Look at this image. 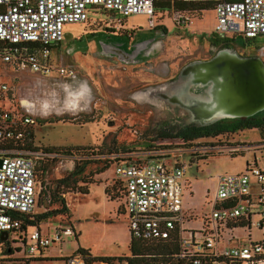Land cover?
I'll return each instance as SVG.
<instances>
[{"label": "rangeland", "instance_id": "1", "mask_svg": "<svg viewBox=\"0 0 264 264\" xmlns=\"http://www.w3.org/2000/svg\"><path fill=\"white\" fill-rule=\"evenodd\" d=\"M190 12L191 22L184 28L175 25L176 9H159L153 18L145 14L116 18L124 24V30L118 31L124 36L100 33L91 38V33L106 30L104 23L110 19L108 14L93 8L88 22L65 26L64 40L53 54L50 73L15 72L11 66L0 64V85L9 89L0 94V107L19 109L34 117L35 138L30 146L37 147V151L53 147L90 149L91 154L86 156L53 153L39 160L41 165L49 158L50 168L43 177L47 191L42 194L36 214L59 208L58 203L51 202L53 190H58L56 196L66 201L71 212L70 218L61 215L42 223L41 232L52 234L53 228L59 225H72L77 232L78 238L76 235L64 237V255L71 257L82 247L89 249L95 257H131L129 219L126 214L117 213L118 205L119 210L124 211L123 196L112 187L117 180L113 173L115 158L144 160L149 153L156 156L187 150L181 161L187 165L186 177L194 186L192 201L197 206L191 208L194 219H199L211 210L206 203L207 196L214 194L217 177L241 171L251 157L247 151L244 155H231L229 147L237 143L253 145L261 140L256 129L201 138L188 144L173 136L162 137L170 128L190 124L187 110L165 99L163 94L171 92L177 96L181 93L188 82V77L182 76L183 70L191 64L213 59L222 50L220 44L233 36L215 32L216 16L212 10ZM153 27L162 28L164 36L154 35ZM132 29L138 30L135 33L139 40L157 38V44L145 55L137 53L135 57L139 56L130 62L103 53L101 48L105 44L119 47V43H130L128 35L133 33ZM237 38L229 42L233 46L231 52L260 58L264 63V37ZM62 67L72 70L76 77L63 75ZM204 90L193 87L192 93L201 94ZM191 124L200 126L197 121ZM206 148L212 151L206 153V159L199 158V150ZM109 160V172L104 180L111 185H106L105 190L114 202L107 201L102 185L94 186L89 196L70 188H57V182L69 176L76 166L85 167L80 176L83 180L100 184L101 177L96 172ZM78 186L90 188V184L82 182ZM34 230L29 227L28 235ZM255 235L258 236V232ZM15 246L20 251L11 254L5 245H0V264H68L67 258L39 257V252L30 257L19 241ZM54 247L48 248V254L57 250ZM10 248L15 247L11 245ZM149 260L162 259L156 255Z\"/></svg>", "mask_w": 264, "mask_h": 264}, {"label": "built area", "instance_id": "2", "mask_svg": "<svg viewBox=\"0 0 264 264\" xmlns=\"http://www.w3.org/2000/svg\"><path fill=\"white\" fill-rule=\"evenodd\" d=\"M156 1L0 0V61L48 74L53 47L63 42L67 24L88 22L94 8L110 16L105 27L122 31L124 24L116 18L135 14L153 18ZM182 1L213 3L218 34L231 33L244 40L264 37V0ZM190 20L185 11L175 14L178 28L188 26ZM60 72L69 77L74 74L63 67ZM8 90L0 85V94ZM35 125L31 114L0 107V238L7 232L6 240L18 239L30 257L37 252L41 255L52 245L62 247L65 236L76 235L70 225H59L48 235L37 228L29 235L21 231L19 214H35L41 195L39 160L50 156L30 146ZM199 151L203 159L212 150ZM246 151L251 157L244 170L217 177L214 194L207 196L211 210L201 216L199 228L187 225L195 216L184 206L185 195L191 193L187 165L181 161L187 150L156 156L149 153L144 160L116 161L114 174L121 182L132 238L158 242L176 237L179 253L175 258L182 264H264V139L253 145L237 143L229 147L231 155H244ZM67 263L85 264L79 256L68 257ZM107 264L131 263L128 257H121Z\"/></svg>", "mask_w": 264, "mask_h": 264}, {"label": "trees", "instance_id": "3", "mask_svg": "<svg viewBox=\"0 0 264 264\" xmlns=\"http://www.w3.org/2000/svg\"><path fill=\"white\" fill-rule=\"evenodd\" d=\"M214 4L211 2H184L182 0H157L155 7L156 10L159 9H171L174 8L176 11H185L188 14H191L190 11L192 10H210L212 9L211 6ZM254 40V39H253ZM34 46L35 44H31ZM59 46H54V48H58ZM230 121V120H229ZM247 129H256L260 132L261 139H264V112L259 113L258 115L250 118H243V119H236L231 120L230 122L220 121L215 125L205 126V127H197V126H186L181 128H170L167 132H164L162 134V137H175L177 139L182 140L186 144L189 142L195 141L197 139L206 138V137H217L219 134H227V133H236L238 131H243ZM33 131V140L35 138L34 135V127L32 128ZM154 148V147H153ZM164 148V147H163ZM160 148V149H163ZM89 148L85 147H67V148H46L43 149L44 153L46 154H62V153H68V154H80L82 156H86L87 154H91L89 151ZM207 157L203 158L206 159ZM47 162H41L42 164L39 166V169L37 170V175L40 181L42 182V191L41 195L39 197L38 204L40 202V199L42 197V194L47 191V186H45V182L43 180L44 175L49 170V158H46ZM122 161L123 158H115L113 160V163L116 161ZM132 160L131 158L126 161ZM84 161V160H82ZM111 163V160L109 162H106L101 168L97 170V174H101L106 172L109 169V165ZM84 171L81 170L80 166H76L74 171H72L69 176L64 177L60 179L57 182V188L65 187L70 188L72 190L77 191L78 193L82 195H88L89 194V188L87 186H78L80 182L84 183L85 185L93 184L94 182H88L83 180L84 178H81V174ZM74 179V180H73ZM118 186V187H117ZM118 194L122 195L121 190V182L116 180L114 181V184L112 186ZM53 200L51 201L53 204L58 203L59 208L48 210L41 214H33V215H20L19 218L22 222L21 224V231H28L29 227L37 228L40 230V226L42 223L46 222L49 219L65 215V217L70 218L71 212L70 208L67 207L66 201L63 198H59V196H56L59 192L58 190H53ZM108 194V191H106ZM72 226V225H70ZM78 236L76 235V238ZM23 242V241H22ZM18 243L17 240L10 241V240H2L0 238V245H5L7 248V251L11 254H14V252H18V248H16V244ZM24 243V242H23ZM11 245H13L15 248H10ZM130 253L131 257H128L131 264H182L183 262H180L175 258L176 254L179 253V245L176 237L171 238L170 240H162L158 242L153 241H147L138 239L135 240L134 238L131 239L130 242ZM24 252L25 249L23 250ZM156 255L159 257L160 260H149L154 259ZM73 256H79L81 257L85 264H94L98 262L103 263H109L114 260H117L119 258L114 257H95L92 256L89 250L84 248H79L77 250V253ZM68 259V258H67ZM153 261V262H152Z\"/></svg>", "mask_w": 264, "mask_h": 264}, {"label": "water", "instance_id": "4", "mask_svg": "<svg viewBox=\"0 0 264 264\" xmlns=\"http://www.w3.org/2000/svg\"><path fill=\"white\" fill-rule=\"evenodd\" d=\"M230 52V50H221L210 61L191 64L183 70L182 76H187L189 81L191 76L189 74L184 75V71L197 65L203 66L205 69L208 68V70H210V74H220L222 72L219 71H223L225 69L232 74L231 80L234 84V90L240 94L241 102L236 105V108L231 110L230 115H228L227 118L223 119L254 117L259 113L264 112V63L260 58H244L240 57L236 52ZM226 53L232 55V57L229 59L224 58V56L227 55ZM212 82V80H208L202 86H192L189 89L190 91L193 87L205 90L201 94H194L192 92L190 94L194 95L195 98L204 100L208 99L210 97L209 91L214 85ZM223 119L201 122L200 126L209 125L210 123ZM191 122L193 121L190 120L189 123ZM1 164L2 161L0 160V166ZM7 238V232L2 234V240H6Z\"/></svg>", "mask_w": 264, "mask_h": 264}, {"label": "bare ground", "instance_id": "5", "mask_svg": "<svg viewBox=\"0 0 264 264\" xmlns=\"http://www.w3.org/2000/svg\"><path fill=\"white\" fill-rule=\"evenodd\" d=\"M224 58L229 59L232 55L226 53ZM220 74L212 73L203 66H192L184 71V75L189 74L191 77L187 82L184 90L177 96H173L171 92L163 94L165 99H169L172 103H176L186 109L190 114L191 121L208 122L227 118L231 110L236 108L241 102L240 94L234 90V84L231 80L232 74L225 69ZM208 80L214 83L210 89V97L206 100L195 98L190 94L192 86H202Z\"/></svg>", "mask_w": 264, "mask_h": 264}, {"label": "flooded vegetation", "instance_id": "6", "mask_svg": "<svg viewBox=\"0 0 264 264\" xmlns=\"http://www.w3.org/2000/svg\"><path fill=\"white\" fill-rule=\"evenodd\" d=\"M108 29H110V28H107L106 27V30L91 33L90 36H91V38H94L95 35H98L100 33L105 34V35H108V36H110V35H116V34L119 35V36H124L125 35V34L116 33V31H113V32L107 31ZM151 30H152V32H154V35L159 36V38L162 37V36H164V33L165 32L160 27H156V28L153 27ZM128 37L130 39V41H129L130 43H128L127 45H123V44H120L119 43V47H118V46H113V45H107V44H105L104 45V48L103 47L101 48L102 51H103V53H107V54H109L111 56L112 55H117V57H119L123 61L130 62V61H133L134 59H136L141 54H144L145 55L146 54V51H148L149 49H151L158 42V39L157 38L154 39V38H151V37L145 38V39H140L139 40L138 39V35H136V33L135 34L132 33L131 35H128ZM230 39L231 40H229V38H227V40H224V42L222 44H220V47H221L222 50H230V49H232L233 46L231 47L230 46L231 43H229V42H231L232 40L239 39V38H237V36L233 35L232 37H230ZM240 39H243V38L240 37ZM80 40L81 39H79V41ZM58 46H60V45H58ZM137 53H139V55H137L135 57V55ZM238 55L241 56V57H252V56L246 55V54H244L242 52L240 54H238ZM75 77H76V75L74 73L73 76H71V78H75ZM237 119L239 120V119H243V118H237ZM234 120H236V119H234ZM218 122H220V121H216V122L210 123L209 125H204V126H197L196 124H191L190 123L189 125H186V126L205 127V126L215 125ZM226 122H229V120H226ZM198 123L200 124V122H198ZM186 126H183V127H186ZM173 128H181V127H179V126L177 127L176 126V127H173ZM219 135H223V133L222 134H219ZM206 138H214V137H206ZM34 149L37 150L38 148L36 147ZM80 167H81V170L84 171L85 167L84 166H80Z\"/></svg>", "mask_w": 264, "mask_h": 264}, {"label": "crops", "instance_id": "7", "mask_svg": "<svg viewBox=\"0 0 264 264\" xmlns=\"http://www.w3.org/2000/svg\"><path fill=\"white\" fill-rule=\"evenodd\" d=\"M209 6H211V8L212 9H210V10H212L213 12H214V7H213V5H209ZM214 14H215V12H214ZM215 16H216V14H215ZM191 22V21H190ZM189 26V25H188ZM216 26V25H215ZM133 30V33L135 34V32L136 31H138L137 29H132ZM107 31H111V32H113V31H116V33H119V32H121V31H119V30H115L114 28L113 29H108ZM119 31V32H118ZM130 35V34H129ZM62 44V43H61ZM59 48V47H58ZM58 48H54L53 50H52V58L54 59V56H53V54H54V52H56L57 50H58ZM0 64H3V65H6V66H11L12 68H13V70L15 71V72H20V71H24V70H30V69H24V70H22V69H17V68H15V66H13V65H11V64H5V63H3V62H1L0 61ZM30 71H32V70H30ZM33 72V71H32ZM245 167V166H244ZM244 167H243V169L242 170H244ZM241 170V171H242ZM109 172V170H107L106 172H104V173H101V174H98L97 176H99V177H101V180H100V184H96V183H93V184H90V188H89V194L88 195H86V196H89L90 194H91V189L94 187V186H97V185H102L103 186V188H104V190L106 189V185H109L110 184V182L108 181H106V180H104L105 179V177H106V174ZM113 173H114V171H113ZM114 176H115V174H114ZM111 185V184H110ZM193 191H194V186H192V183H191V193L190 194H186L185 195V198H184V206H185V208H187V209H190V210H192V205H194V206H197L193 201H192V198H193V196H192V193H193ZM105 196H106V199H107V201L109 200L110 202H114V201H112V200H110L109 198H108V196H107V194H106V190H105ZM190 200V201H189ZM120 206L118 205V207H117V213L118 214H125L124 213V211H120L119 208ZM200 219H201V217L199 218V219H194V220H190V222L189 223H187V225L188 226H190L191 228H199L200 226H201V221H200ZM197 220H198V222H197ZM197 224V225H196ZM128 226H129V224H128ZM128 226H127V230H128V233H129V237H130V240H129V246H130V242H131V239H132V236H131V234H130V231H129V228H128ZM41 227H42V225L40 226V230H41ZM54 229V228H53ZM75 230V229H74ZM76 232V231H75ZM239 233H243V232H239ZM47 234H49V232L47 233ZM76 235H77V232H76ZM256 236V235H255ZM258 236H259V233H258ZM257 236V237H258ZM78 238V237H77ZM50 248V247H49ZM54 248H57V246L55 245V247ZM82 248V247H81ZM85 249V248H84ZM87 250H89V249H87ZM45 251H47V253H45V254H43V252H44V250L42 251V253H41V255L39 256V257H44V258H68V257H70L69 255H64L63 254V250H62V247H59V248H57V250L54 252V253H52V254H48V252H49V249L47 248ZM90 251V250H89ZM50 253V252H49ZM76 253H77V251H76ZM75 253V254H76ZM90 253H91V251H90ZM74 254V255H75ZM92 254V253H91ZM131 254V253H130ZM92 256H94L93 254H92ZM123 257H127V256H123ZM94 264H96V263H94ZM104 264H106V263H104Z\"/></svg>", "mask_w": 264, "mask_h": 264}]
</instances>
